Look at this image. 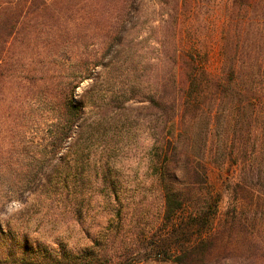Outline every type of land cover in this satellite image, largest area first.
Wrapping results in <instances>:
<instances>
[{
	"label": "trees",
	"instance_id": "1",
	"mask_svg": "<svg viewBox=\"0 0 264 264\" xmlns=\"http://www.w3.org/2000/svg\"><path fill=\"white\" fill-rule=\"evenodd\" d=\"M64 1L75 0H0V124H8L0 125V145L35 142L45 164L75 155L81 174L97 164L101 193L120 201V182L110 175L121 142L138 125L88 124L100 89L96 70L107 65L91 61L90 25L79 35L77 4ZM111 1L115 61L101 91L119 88L104 103L113 114L129 111L136 96L147 103V185L139 201L125 203L140 209L121 234L120 208L119 232L81 255L8 242L0 230V264H264V0ZM150 4L162 29L154 88L150 80L141 84L130 39ZM122 74L127 84L116 83ZM87 79L90 88L76 100ZM213 171L230 199L224 213Z\"/></svg>",
	"mask_w": 264,
	"mask_h": 264
},
{
	"label": "rangeland",
	"instance_id": "2",
	"mask_svg": "<svg viewBox=\"0 0 264 264\" xmlns=\"http://www.w3.org/2000/svg\"><path fill=\"white\" fill-rule=\"evenodd\" d=\"M111 2V0H75L66 4H77L79 35L83 36L86 32L85 25H90L87 32L91 45L89 49L91 61L107 65V68L100 66L96 70L101 72L98 81L100 89L96 88L94 92L92 102L95 106L92 107L88 124L138 125L130 132L129 138H124L121 142L125 148L116 158L114 172L110 175L113 180L120 182V201L112 193H101L104 175L98 170L97 164L85 165V171L81 174L77 171L75 155H71V162L65 159L60 163L55 159L52 164L49 162L45 164L41 154L42 147H38L35 142L33 144L28 142L26 147L17 145L14 149L7 142L1 143L0 230L6 233L8 242L11 239L28 240L30 244H41L43 248L53 253L65 249L72 254L81 255L92 247L98 238L110 234L113 236L119 232L116 229L119 221L116 213L120 208H122V219L125 221L124 228L120 229L121 234L129 228L132 216L140 209L138 205H131L127 209L125 203L127 198L139 201L144 195L143 187L147 185L145 154L150 142L144 126L148 124L145 122L143 110L147 103L142 95L136 96L125 105L129 111L113 114L104 103L110 101L112 93L119 88L116 86L108 90L105 95L101 91L106 89L103 80H110L109 74L113 65L111 62L115 61L113 51H109L112 49L113 38V31L110 28L113 22ZM140 22L136 31L131 32L130 39L134 37L133 46L137 51L135 61L139 63L138 70L143 75L141 84L145 85L150 80L154 88L160 66L158 50L162 32L158 9H154L151 4L145 6ZM92 80H85L76 89L74 96L76 100H83ZM115 81L128 83L126 74H122L120 80L118 78ZM21 104L26 111L27 120L30 109L24 98H21ZM99 105H104L103 110L97 109ZM50 122L37 123L50 125ZM31 124L34 125L33 122ZM0 125L8 124L3 121ZM67 147L68 144L59 157L66 154ZM9 151L13 153V158L8 161ZM210 180L223 196L220 210L224 213L229 207L230 199L223 189V181L215 171L210 173ZM155 212L156 210H153V213ZM125 252L129 253L128 247ZM127 254L125 260L128 259V263H133L135 257L132 258ZM113 262L115 264L117 259ZM210 264L218 263L212 261Z\"/></svg>",
	"mask_w": 264,
	"mask_h": 264
}]
</instances>
